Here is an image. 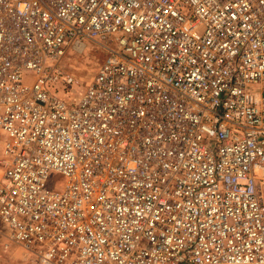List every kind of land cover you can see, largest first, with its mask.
Segmentation results:
<instances>
[{"label": "built area", "instance_id": "1", "mask_svg": "<svg viewBox=\"0 0 264 264\" xmlns=\"http://www.w3.org/2000/svg\"><path fill=\"white\" fill-rule=\"evenodd\" d=\"M88 42L73 106L50 83ZM1 238L28 264H264V0H0Z\"/></svg>", "mask_w": 264, "mask_h": 264}, {"label": "rangeland", "instance_id": "2", "mask_svg": "<svg viewBox=\"0 0 264 264\" xmlns=\"http://www.w3.org/2000/svg\"><path fill=\"white\" fill-rule=\"evenodd\" d=\"M106 56V50L95 43L88 42L86 47L80 52L69 51L61 59L60 68L73 78L70 84H63L62 88L60 82L50 83V87L54 93L62 97L67 104L77 105L80 95L84 88L91 81L99 64ZM51 181H61L62 176L53 173ZM14 247V246H13ZM13 250V252L0 253V264H28L25 258L20 254V248Z\"/></svg>", "mask_w": 264, "mask_h": 264}, {"label": "crops", "instance_id": "3", "mask_svg": "<svg viewBox=\"0 0 264 264\" xmlns=\"http://www.w3.org/2000/svg\"><path fill=\"white\" fill-rule=\"evenodd\" d=\"M3 241H4V238H1L0 239V253H4V252H13V250H18V249H15V247L16 248H20V247H18V246H12L11 248H9V249H7V250H3V248H2V243H3ZM21 252H20V254H21V256L23 257V258H25L26 259V255H25V252H24V250H22L21 248L19 249ZM26 261H27V259H26Z\"/></svg>", "mask_w": 264, "mask_h": 264}]
</instances>
